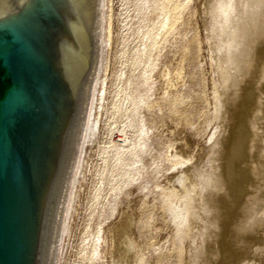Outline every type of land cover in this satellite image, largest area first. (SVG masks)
<instances>
[{"label":"rangeland","instance_id":"374dc122","mask_svg":"<svg viewBox=\"0 0 264 264\" xmlns=\"http://www.w3.org/2000/svg\"><path fill=\"white\" fill-rule=\"evenodd\" d=\"M229 3L112 0L109 122L74 264H264V0Z\"/></svg>","mask_w":264,"mask_h":264},{"label":"water","instance_id":"95a60500","mask_svg":"<svg viewBox=\"0 0 264 264\" xmlns=\"http://www.w3.org/2000/svg\"><path fill=\"white\" fill-rule=\"evenodd\" d=\"M112 0H0V264H74L110 114Z\"/></svg>","mask_w":264,"mask_h":264},{"label":"bare ground","instance_id":"6f19581e","mask_svg":"<svg viewBox=\"0 0 264 264\" xmlns=\"http://www.w3.org/2000/svg\"><path fill=\"white\" fill-rule=\"evenodd\" d=\"M224 2H225V1H224ZM231 2H232V1H231ZM227 3H229V0H227ZM219 4H220V3H219ZM224 4H226V2H225ZM224 4H223V2H222V6H223ZM229 4H230V3H229ZM239 4H240V3H239ZM220 6H221V5H220ZM222 6H221V7H222ZM230 6H231V5H230ZM231 7H232V6H231ZM251 7H252V6H251ZM258 7H259V5H258ZM224 8H226V7L224 6ZM227 9H228V4H227ZM229 9H230V11L232 12L233 9H232V10H231V8H229ZM234 9H235V8H234ZM251 9H252V8H251ZM220 10H221V9H220ZM223 10H224V9H223ZM224 11H225V10H224ZM226 11H227V10H226ZM253 11H254V10H251V12H253ZM231 12H230V13H231ZM246 13H247V12H246ZM249 13H250V12H249ZM249 13H248V15H251V13H250V14H249ZM229 15H230V14H229ZM227 16H228V14H227ZM227 16H226V17H227ZM235 17H236V15H235ZM247 18H248V17H247ZM252 18H253V17H252ZM228 19H229V18H228ZM234 19H235V18H234ZM250 19H251V18H250ZM229 20H230V19H229ZM236 20H237V19H236ZM257 20H258V19H257ZM224 21H225V20H224ZM237 21H238V20H237ZM237 21H234V20H233V22H237ZM226 22H227V19H226ZM233 22H232V23H233ZM238 22H239V21H238ZM223 23H224V22H223ZM239 23H241V22H239ZM243 23H244V22H243ZM224 24H225V23H224ZM234 24H237V23H234ZM255 24H256V23H255ZM226 25H227V24H225L224 27H226ZM231 25H232V24H231ZM238 25H239V24H238ZM257 25H258V24H257ZM235 26H237V25H235ZM246 26H247V23H245V27H246ZM242 27H243V26H242ZM227 28H228V26H227ZM240 28H241V27H240ZM225 29H226V28H225ZM230 29H231V28H230ZM227 30L229 31V28H228ZM231 30H232V29H231ZM231 30H230V31H231ZM233 30H234V29H233ZM236 30H237V29H236ZM241 30H242V29H241ZM245 30H246V29L244 28L243 31H245ZM224 31H226V30H224ZM226 33H227V32H226ZM236 33H237V32H236ZM263 33H264V32H263ZM233 34H234V33H233ZM244 34H245V33H244ZM239 35H240V39H241L242 36H243V35H242V32H241V34H239ZM241 35H242V36H241ZM224 36H225V35H224ZM229 36H230V34H229ZM231 37H232V36H231ZM235 37H236V36H235ZM243 37H244V36H243ZM230 41H231V40H230ZM243 42H244V44H246L245 46H247V45L250 43V41L248 42V40H245V39H244ZM241 44H242V43H241ZM229 45H230V42H229ZM238 45H239V44H238ZM241 47H242V46H241ZM236 49H237V48H236ZM239 49H240V48H239ZM233 50H234V48H233ZM237 50H238V49H237ZM249 50H250V49H249ZM231 51H232V49H231ZM238 51H239V50H238ZM242 51H243V50H242ZM228 52H229V50H228ZM233 52H235V51H233ZM239 52H240V51H239ZM243 52H244V51H243ZM247 52H248V51H247ZM240 53H242V52H240ZM230 54H231V53H230ZM237 54H238V53H237ZM237 54H236V56H237ZM232 55H233V54H232ZM242 55H243V54H242ZM242 57H243V56H242ZM228 58H229V57H228ZM232 58H233V56H232ZM240 58H241V57H240ZM233 59H234V58H233ZM233 59H231V57H230L229 60H227V62H228L231 66H233V64L235 63V61H233ZM236 60H238V59H236ZM238 62H239V66H240V65H241V64H240V61L238 60ZM243 63L245 64V59H244ZM253 64H254V63H251V60H249V61H247L246 65H244V67H243V65H241L240 68H241V70L247 71V68L250 67V70H251V66H254ZM237 65H238V64H237ZM235 66H236V65H235ZM240 68H239V69H240ZM252 70H253V69H252ZM263 72H264V71H263ZM229 78H230V77H229ZM227 80H229V79H227ZM227 82H228V81H227ZM258 128H259V127H258ZM261 128H264V127H261ZM258 130H259V129H258ZM260 130H261V129H260ZM262 130H263V129H262ZM262 130H261V131H262ZM257 133H260V132H257ZM256 135H257V134H256ZM263 137H264V135H262V138H261V136H260L259 139H258V141H257V143H259V142H263V145H262V146L264 147V138H263ZM254 140H255V139H254ZM122 141H123V140H122ZM122 141H120V142H122ZM114 142H115V141H114ZM125 143H126V140H125ZM259 144H260V143H259ZM116 145H118V144H116ZM119 145H120V144H119ZM122 145H123V144H122ZM120 146H121V145H120ZM114 147H115V144H114ZM140 148H141V147H140ZM260 156H261V154H260ZM261 157H262V156H261ZM137 159H138V158H137ZM168 161H169V160H168ZM173 161H174V160H173ZM181 161H182V163H183V159H182ZM181 161H178V162L176 161V162L179 164ZM184 161H187V160H184ZM260 161H261V160H260ZM187 162H188V161H187ZM187 162H185V164H186ZM171 163H172V162H171ZM173 163H174V162H173ZM262 164H263V163H262ZM175 165H177V164H175ZM182 166H183V165H182ZM182 166H181V167H182ZM171 168H172V167H171ZM255 168H256V167H255ZM258 169H259V168H258ZM138 171H139V170H138ZM181 177H183V176H181ZM186 178H187V176H186ZM179 180H180L181 184H183V179H180V178H179ZM184 180H185V179H184ZM213 180H214V179H213ZM211 181H212V180H211ZM213 182H214V181H213ZM215 183H216V182H215ZM215 183H214V186H216ZM212 184H213V183H212ZM194 185H197V184H194ZM210 185H211V184H210ZM181 186H182V185H181ZM195 187H196V186H195ZM193 188H194V187H193ZM193 188H192V189H193ZM199 188H200V187H199ZM194 189H195V188H194ZM194 189H193V190H194ZM185 190H186V189H185ZM185 190H184V191H185ZM187 190H188V189H187ZM186 192H187V191H186ZM211 192H212V191H211ZM168 193H169V192H168ZM183 193H184V192H183ZM187 193H188V192H187ZM191 193H192V191H191ZM188 194H189V193H188ZM188 194H187V195H188ZM188 196H190L189 198H193V197H191V195H188ZM229 196H230V195H229ZM200 197H201V196H200ZM215 197H216L215 194L210 193V198H209V200H208V208H209V207L211 208V207L214 206L213 204H215V202H214ZM170 198H171V197H170ZM189 205H190V204H189ZM183 206H184V205H183ZM184 209H185L186 213L189 214V209H190V207H189V209H188V204L185 205ZM182 217H183V216H182ZM182 219H183V218H182ZM187 219H188V218H187ZM186 221H187V220H186ZM231 222H232V221H231ZM129 223H130V222H129ZM181 224H182V223H181ZM185 224H186V223H185ZM125 226L127 227V225H125ZM125 226L123 225L122 227H125ZM122 227H121V228H122ZM127 229H128V228H127ZM128 230H129V229H128ZM129 231H130V230H129ZM242 232H243V231H242ZM125 233H126V232H125ZM127 235H128V234H127ZM234 235H235V234H234ZM236 236H239V233H238V234L236 233ZM120 237H121V236H120ZM125 237H126V236H125ZM224 237H225V236H224ZM232 237H233V236H232ZM238 239H239V237L236 238V240H238ZM232 240L234 241V239H232ZM123 241H125V240H123ZM127 241H128V240H127ZM129 241H130V239H129ZM239 242H240V240H239ZM127 243L129 244L130 242H127ZM132 243H133V244H132ZM132 243H130V245L127 246V247H126V245H125V247L127 248V249H126V248H125V249L128 250V248H130V247H133V248H134L135 244H134L133 241H132ZM123 244H124V243H123ZM125 244H126V242H125ZM131 244L134 245V246H132ZM223 245H225V244H223ZM133 248H132V249H133ZM209 248H210V247H209ZM211 248H212V247H211ZM129 250H130V249H129ZM131 251H132V250H131ZM210 251H211V250H210ZM124 252H126V251L124 250ZM127 254H128V253H127ZM129 254H130V253H129ZM132 256H133V255H132ZM213 259H214V258L211 257V259H210V262H211V263H210V264H213V262H212V261H214ZM211 260H212V261H211ZM135 261H136V260H135ZM139 263H140V264H145V262H144L142 259L140 260ZM139 263H138V264H139Z\"/></svg>","mask_w":264,"mask_h":264}]
</instances>
